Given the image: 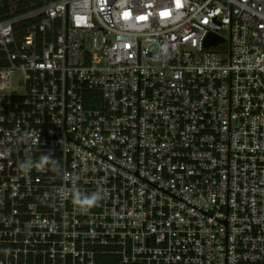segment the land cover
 I'll list each match as a JSON object with an SVG mask.
<instances>
[{"label": "built area", "instance_id": "built-area-1", "mask_svg": "<svg viewBox=\"0 0 264 264\" xmlns=\"http://www.w3.org/2000/svg\"><path fill=\"white\" fill-rule=\"evenodd\" d=\"M225 229L264 264V0H0V264H225Z\"/></svg>", "mask_w": 264, "mask_h": 264}, {"label": "clouds", "instance_id": "clouds-1", "mask_svg": "<svg viewBox=\"0 0 264 264\" xmlns=\"http://www.w3.org/2000/svg\"><path fill=\"white\" fill-rule=\"evenodd\" d=\"M21 142L27 143V137H21ZM39 144V140L37 141ZM19 169L23 173H30L32 169H45L52 168L55 171L60 170L59 162L53 157L51 152H43L38 159H33L32 154L26 153L25 158L18 164ZM61 195H64L62 192ZM66 195L72 199L74 205L80 207L82 210H89L92 207H95L102 199L101 191H95L88 194H83L79 189H69Z\"/></svg>", "mask_w": 264, "mask_h": 264}, {"label": "trees", "instance_id": "trees-1", "mask_svg": "<svg viewBox=\"0 0 264 264\" xmlns=\"http://www.w3.org/2000/svg\"><path fill=\"white\" fill-rule=\"evenodd\" d=\"M9 0H4L7 3ZM16 3L17 9H24L25 12L47 6L57 0H13ZM23 11V10H22ZM21 12V11H20Z\"/></svg>", "mask_w": 264, "mask_h": 264}, {"label": "water", "instance_id": "water-1", "mask_svg": "<svg viewBox=\"0 0 264 264\" xmlns=\"http://www.w3.org/2000/svg\"><path fill=\"white\" fill-rule=\"evenodd\" d=\"M222 43L220 39H209L206 47L209 48L211 46H216L218 44ZM227 244H228V229H225V264H228V250H227Z\"/></svg>", "mask_w": 264, "mask_h": 264}, {"label": "rangeland", "instance_id": "rangeland-1", "mask_svg": "<svg viewBox=\"0 0 264 264\" xmlns=\"http://www.w3.org/2000/svg\"><path fill=\"white\" fill-rule=\"evenodd\" d=\"M20 75L16 74L15 78H14V87L16 86V82L19 80Z\"/></svg>", "mask_w": 264, "mask_h": 264}]
</instances>
